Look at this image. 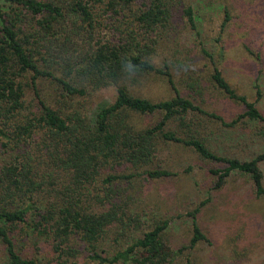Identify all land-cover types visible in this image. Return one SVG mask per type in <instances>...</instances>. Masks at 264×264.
I'll return each mask as SVG.
<instances>
[{
  "label": "trees",
  "instance_id": "obj_1",
  "mask_svg": "<svg viewBox=\"0 0 264 264\" xmlns=\"http://www.w3.org/2000/svg\"><path fill=\"white\" fill-rule=\"evenodd\" d=\"M135 1L0 0V141L2 149L10 151L8 159L0 162V240L6 246L7 264L42 263L38 257L24 256L18 251L11 234L15 231L29 237L31 232L50 235L58 253L57 264H76L68 260L78 253L72 245L74 235L87 244L93 258L105 264H173L183 251L191 252L202 241L208 242L197 221L205 204L201 202L189 212L192 237L177 250L165 239L169 228V221L165 220L110 257L98 252L100 240L118 223L125 224L126 208L130 206L124 191L114 184L134 175L109 173L102 178L107 184L102 187L96 184L98 179L118 165L136 170L145 167V172L155 178L170 175L168 169L155 165L162 142L184 145L205 159L225 163L224 169H211L218 178V187L233 171L249 175L256 195L264 199V173L260 166L264 151L244 160L221 155L193 132L199 113L220 121L224 127L243 122L264 125V113L258 106L263 96L260 85L255 84L256 100H249L232 87L215 65L211 77L216 87L245 105L244 112L231 121L184 96L169 64L158 66L153 61L159 44L157 35L173 17V0H148L139 12L134 9ZM100 5L105 6L107 18L130 16L125 36L96 44L89 41L93 40L96 22L101 17L95 11ZM185 13L191 29L198 34L192 7L188 6ZM229 20L226 11L222 31ZM82 28L86 32L81 33ZM57 30L66 34L60 49L54 46L59 40ZM76 35H82L79 40L87 42L88 48L78 45ZM84 36L89 39H83ZM71 45L75 46L69 48ZM203 52L214 62L208 49L203 48ZM133 71L164 75L175 96L155 102L136 96L121 85L114 102L99 108L94 118H87L80 106L65 110L73 108V103L55 107L41 96L38 87L40 78L51 79L62 90L60 101H67L76 95L88 96L109 83L121 82ZM27 75L30 77L25 81ZM29 86L38 101L37 111L26 105ZM155 112L163 116L152 126L140 128L132 119L133 113ZM175 120L177 127L169 126ZM37 133L42 134V139L33 147ZM259 133H264L263 128ZM43 264L56 263L48 260ZM181 264L194 262L188 255Z\"/></svg>",
  "mask_w": 264,
  "mask_h": 264
},
{
  "label": "rangeland",
  "instance_id": "obj_2",
  "mask_svg": "<svg viewBox=\"0 0 264 264\" xmlns=\"http://www.w3.org/2000/svg\"><path fill=\"white\" fill-rule=\"evenodd\" d=\"M147 3L148 0H136L135 11L139 12ZM173 4L171 23L157 35L159 44L153 61L158 66L167 62L176 86L184 96L227 121L244 112L245 105L229 98L216 87L211 77L215 65L232 87L249 100H256L255 84L258 83L263 94L258 106L264 113V0H173ZM2 6L6 8L5 3ZM188 6L194 11L198 34L188 22L185 13ZM104 7L100 5L95 8L101 17L96 22L93 40H89L92 44L110 38L118 40L125 36L127 25L131 22L130 16L107 18ZM226 11L230 20L222 31ZM57 32L59 40L54 42V46L60 49L66 34L60 30ZM80 32L84 33L86 29L82 28ZM76 36L80 41L78 45L84 44L82 48H88L87 42L79 40L82 35ZM86 37L83 39L86 40ZM72 46L75 45L69 48ZM203 48L213 54L214 62L204 54ZM29 77L27 75L25 81ZM121 85L127 86L132 94L155 102L172 98L176 93L164 75L154 72L137 74L133 71L121 82L109 83L88 96L76 95L67 101H60L62 90L55 81L48 78L38 80L44 99L58 108L73 103V108L65 107V110L80 106L82 115L87 118H94L99 108L114 102ZM26 101L27 108L38 110V101L31 86L27 87ZM132 116L136 125L143 128L154 125L163 113H133ZM196 121L193 132L216 153L244 160L264 151V133H259L262 128L264 130L263 124L243 122L224 127L220 121L201 113ZM177 125L178 121L175 120L169 126L176 128ZM41 135H35L33 147L42 139ZM1 146L0 141V162L3 158L8 159L10 154ZM155 165L168 169L171 174L155 178L145 172V167L136 170L128 165H118L98 179L96 184L102 187V178L109 173L134 175L119 179L114 184L115 188L124 191L130 206L126 208L125 224L118 223L98 243V252L102 256L110 257L125 249L158 222L165 220L169 221L165 239L171 247L177 250L187 245L193 230L189 212L205 202L197 221L209 241H202L191 252L183 251L173 264H181L188 255L194 264H264V199L256 195L249 175L233 171L226 182L218 187V178L211 169H224L225 163L205 159L190 147L166 142L161 143ZM260 166L264 173V161ZM11 234L18 251L24 256L38 257L41 264L48 260L57 264L58 253L54 250L50 235L31 232L29 237L22 231ZM72 245L78 253L74 258H68L70 263L105 264L93 258V253L79 236H73ZM7 262L6 246L0 240V264Z\"/></svg>",
  "mask_w": 264,
  "mask_h": 264
}]
</instances>
